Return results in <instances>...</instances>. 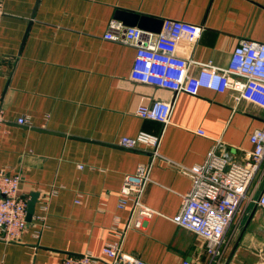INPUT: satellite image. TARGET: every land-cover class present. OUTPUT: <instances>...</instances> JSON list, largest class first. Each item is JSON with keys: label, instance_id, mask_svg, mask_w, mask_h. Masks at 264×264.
<instances>
[{"label": "crops", "instance_id": "obj_1", "mask_svg": "<svg viewBox=\"0 0 264 264\" xmlns=\"http://www.w3.org/2000/svg\"><path fill=\"white\" fill-rule=\"evenodd\" d=\"M0 1V168L21 176V197L37 193L21 235L0 238V264H60L83 254L94 257L92 264H108L101 248L119 239L131 209L117 207L120 185L150 161L141 202L152 214L126 230L127 254L146 264H264V208L256 204L264 159L220 256L211 258L203 238L173 221L191 184L182 170L202 162L213 146L244 163L264 106L232 90L175 93L135 81V47L103 38L110 19L123 23L119 11L180 20L202 27L197 40L180 42V54L223 68L239 41H264V0ZM198 68L193 63L189 70ZM153 100L172 103L165 126L135 114L140 102ZM139 131H162L157 157L144 146L118 144Z\"/></svg>", "mask_w": 264, "mask_h": 264}, {"label": "built area", "instance_id": "obj_2", "mask_svg": "<svg viewBox=\"0 0 264 264\" xmlns=\"http://www.w3.org/2000/svg\"><path fill=\"white\" fill-rule=\"evenodd\" d=\"M3 10L0 1V22ZM202 27L180 20L164 19L158 33L136 26H126L116 19L107 23L103 38L135 47V56L130 76L133 80L169 89L175 93L183 91L196 94L199 88L215 91L232 90L240 99L264 106V41L241 40L234 47L226 67L214 66L210 61L189 60L179 52L182 40L195 41ZM198 65L196 74L189 70L190 64ZM172 103L153 100L149 104L140 102L135 114L141 118L158 121L165 126L170 122ZM3 122L0 105V125ZM23 124L24 118L17 119ZM196 133L203 135L202 131ZM162 131L153 134L139 131L133 136H121L118 144L126 149L144 146L157 157ZM251 149L245 152L246 161L238 163L216 153L214 146L204 160L182 171L191 181L189 190L183 194L181 209L173 221L205 240V250L211 258L221 255L225 232L239 209L247 188L264 159V122L250 136ZM81 167V166H79ZM151 161L139 164L134 173L123 178L118 194V208L131 206L125 228L118 240L108 242L101 248L108 264H146L127 254L122 242L127 229L141 226L142 216H151L141 198L150 182ZM19 174H9L0 168V238L14 241L26 225L27 199L19 195ZM264 208V189L256 199ZM90 254L66 256L60 264H92ZM182 264H191L184 260Z\"/></svg>", "mask_w": 264, "mask_h": 264}, {"label": "water", "instance_id": "obj_3", "mask_svg": "<svg viewBox=\"0 0 264 264\" xmlns=\"http://www.w3.org/2000/svg\"><path fill=\"white\" fill-rule=\"evenodd\" d=\"M118 19H121L126 26H137L140 29L146 31H153L158 33L161 29L162 20L155 19L149 16H139L137 14L128 13L124 11L117 12ZM37 199V193L31 194L30 199L27 201L26 205V220H31L34 212V207Z\"/></svg>", "mask_w": 264, "mask_h": 264}]
</instances>
